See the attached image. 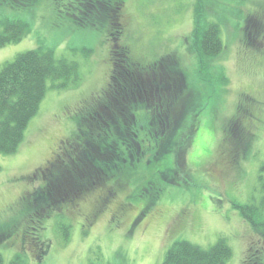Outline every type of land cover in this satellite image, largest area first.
Instances as JSON below:
<instances>
[{
    "label": "rangeland",
    "instance_id": "obj_1",
    "mask_svg": "<svg viewBox=\"0 0 264 264\" xmlns=\"http://www.w3.org/2000/svg\"><path fill=\"white\" fill-rule=\"evenodd\" d=\"M71 1L38 0L34 9L0 4V21L30 25L22 41L0 49V68L44 47L53 49L58 59L77 62L81 76L68 89H57L53 85L60 82L48 80L46 96L19 150L0 153L4 264L18 254L27 264H163L176 241L210 249L222 238L232 249L228 264H264V227L254 229L236 209L259 206L263 197L264 0H205L206 18L219 25L224 47L206 61L199 59L194 45L197 0H113L122 3L116 30L113 20L79 23L66 12L72 11ZM116 44L128 50L133 63L166 71L171 94L160 91L165 83L155 77V89L147 83L145 94L133 102L108 93L106 98L120 78L114 67L120 64ZM117 101L125 110L120 111ZM168 106L180 123L172 140H167L171 132L164 137L167 128L160 133L162 124L155 115ZM95 110L109 112L110 117L103 116L113 138L115 126L123 121L120 113L132 117L140 133L138 147L130 159L128 151L123 154L126 162L119 170L106 172L112 174L106 183L87 191L77 183L81 193L73 202L55 204L48 219L38 221L26 198L58 200L63 195V186L59 194H42L44 177L50 180L53 169L62 166L64 149L80 142L74 138ZM113 138H101L103 159ZM176 140L172 154L153 161L168 141ZM257 217L264 222V209ZM61 223L70 227L67 242Z\"/></svg>",
    "mask_w": 264,
    "mask_h": 264
},
{
    "label": "trees",
    "instance_id": "obj_2",
    "mask_svg": "<svg viewBox=\"0 0 264 264\" xmlns=\"http://www.w3.org/2000/svg\"><path fill=\"white\" fill-rule=\"evenodd\" d=\"M37 2L38 0H0L1 5L12 7L13 9H34ZM204 2L205 0H197L195 8V31L193 33L194 45L197 51H199L198 57L201 61L218 57L224 48L221 40L220 27L218 24L207 20L208 17L206 15V7L204 8ZM70 6L72 11L66 10L68 15L76 16L79 23H83L84 26L96 25L102 20L109 22L113 20V30L120 27L121 2L113 0H73L70 2ZM77 11L80 13V16L76 15ZM60 12H63L62 8H58V13ZM109 13H112V15H109ZM0 28V49L19 43L30 31L29 23L22 20L0 21ZM119 34L120 31H116L114 36L117 37ZM116 50L120 64H116L114 67L116 69L119 68L120 78H116L114 83L110 85L111 89L106 92V98L108 93L110 98L119 97L118 99H122L127 103L133 102L136 96H141L140 93H145L147 83L148 89L150 85L154 86L152 88L153 90L155 89V77H157V81L165 83L159 86L160 91L163 90L171 94L170 82L163 75L166 71L158 73L152 68H144L133 63L129 58L128 50L126 48L123 49L119 44H116ZM156 65L162 66V60ZM79 68L80 66L77 62L69 61L66 58L58 59L53 49L44 47L20 54L13 62L6 63L0 68L1 154L12 155L19 150L24 142L25 133L29 124L37 116L46 96L48 80L60 82L58 85H53L57 89H68L76 86L81 80ZM145 75H147L146 79ZM171 104L173 105L172 102ZM119 106H122L120 102H118ZM104 108L109 110V107L106 105H104ZM170 108L168 106V109L164 108L155 114L157 115V123L162 124L159 130L160 133L165 128L168 131H166L167 129L165 130L164 137L168 132L172 133L167 136V140L174 139V133L180 125L178 119L175 118L176 112L173 114L169 110ZM123 110L125 109L121 107L120 111ZM103 114L106 117H110L109 112L96 110L93 112L91 120L88 121V124L86 123V129H79L74 138V140L76 138L80 139V142H75L74 146L64 149L66 153L64 154L65 160L62 161V166L53 169V172L50 174V180L44 177L45 184L41 188L43 190L41 191L42 194L45 193L48 197L54 192L59 194L61 192V186H63L65 189L63 195L58 200L46 199L47 197L42 198L39 195H34L33 199L26 198L34 208L33 211L38 216V221L39 219H48L47 217L52 212V209L54 211L56 210L55 204H59L60 207L65 203L73 202L75 200L73 198L81 193L76 190L77 183L80 184L78 187H83V191L92 190L100 184L106 183L112 178V174H107L106 172L113 167L119 170L120 165L123 166L125 164L124 162H126L122 157L123 154L127 155L126 151H128L130 153L128 155L130 159V156L133 155V148L138 147L140 133L135 131V124L132 117L124 112L120 113L123 116V121H119L118 125L115 126L117 135L113 138L111 129L107 131L105 128L108 122ZM186 114L182 113L181 115L182 117L188 118ZM169 116H172L173 120L168 119ZM86 120L84 119V122ZM171 122H173V127L170 126ZM175 128L176 130H174ZM150 136H153V134L151 133ZM101 138H106L109 141L112 138L114 139L112 145H108L106 149L109 155H104L105 159L101 157L102 148L99 146ZM174 143L176 144L177 140L175 142L168 141L166 148L157 152L153 161L164 159L167 155L172 154L174 152ZM125 147L127 150H125ZM260 171V183L263 192L261 204L259 206L255 204L236 205L238 206L237 208L235 206L242 217L254 229H260V226L264 227V222L260 221L259 217H257L261 210L263 211L264 209V163ZM63 175H67L68 177L62 178ZM52 179H55L54 183H52ZM34 200L37 203H34ZM61 228V235H63L64 242H67L70 227L66 226L65 223H61ZM42 256L43 254L39 255V262ZM231 258L232 249L223 238L219 239L210 249H203L188 241L179 240L168 250L163 264H228ZM0 264H4L1 253ZM10 264L27 263L21 254H18L11 260ZM39 264L42 263L40 262Z\"/></svg>",
    "mask_w": 264,
    "mask_h": 264
},
{
    "label": "bare ground",
    "instance_id": "obj_3",
    "mask_svg": "<svg viewBox=\"0 0 264 264\" xmlns=\"http://www.w3.org/2000/svg\"><path fill=\"white\" fill-rule=\"evenodd\" d=\"M145 94V93H144Z\"/></svg>",
    "mask_w": 264,
    "mask_h": 264
}]
</instances>
